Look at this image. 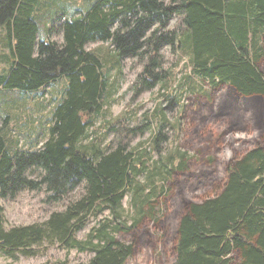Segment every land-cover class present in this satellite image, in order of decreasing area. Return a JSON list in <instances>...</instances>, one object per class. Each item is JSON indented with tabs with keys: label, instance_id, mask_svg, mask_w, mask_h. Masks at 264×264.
I'll list each match as a JSON object with an SVG mask.
<instances>
[{
	"label": "trees",
	"instance_id": "obj_1",
	"mask_svg": "<svg viewBox=\"0 0 264 264\" xmlns=\"http://www.w3.org/2000/svg\"><path fill=\"white\" fill-rule=\"evenodd\" d=\"M38 6L37 0H0V27L12 58L10 70L0 75V90L32 95L61 78L67 83L41 147L17 151L18 141L0 127V199L42 186L53 202L80 187L82 192L45 222L9 230L0 206V253L13 260L33 257L47 242L93 253L83 264H125L141 246H152L142 206L130 225L99 224L86 240L77 238L89 217L109 211L120 218L125 193L136 188L137 195L136 178L149 170L146 151L136 155L120 143L114 149L82 145L106 101L104 61L86 50L98 41L109 43L118 59H139L140 91L165 78L160 51L170 46L179 60L187 59L194 75L212 89H223L216 113L225 119V133L250 127L257 138L227 164L212 195L193 201L181 193L171 264H264V0H92L79 17L66 15L61 43L39 38ZM49 15L52 20L65 16ZM174 17L178 24L170 30ZM36 169L43 173L39 181L27 177ZM157 196L147 193L135 202L151 209ZM152 212L161 218L159 206ZM116 232L131 236V243L118 241Z\"/></svg>",
	"mask_w": 264,
	"mask_h": 264
},
{
	"label": "rangeland",
	"instance_id": "obj_2",
	"mask_svg": "<svg viewBox=\"0 0 264 264\" xmlns=\"http://www.w3.org/2000/svg\"><path fill=\"white\" fill-rule=\"evenodd\" d=\"M37 1L40 6L34 11L35 15L42 13L38 22L39 38L56 43L62 42L60 26L66 15L77 18L92 2ZM54 11L65 16L52 20L49 14ZM177 24V18H172L169 29H174ZM9 49L6 30L0 27V75H6L11 68ZM86 50L102 57L108 88L105 104L101 112L93 117V126L88 129L82 145L89 148L94 143L101 149H114L120 143L126 145L128 150H134L136 155L146 151L149 170L142 171L136 178L135 184L139 186L137 195H134L136 188L125 193L120 218L115 219L109 211L99 217H89L77 238L86 240L89 232L98 228L99 224L102 226L109 222L112 227L121 222L130 225L142 206L147 229L152 235V246H141L125 264H158V261L171 264L175 257V204L181 193L193 201L212 195L221 176H225L227 164L252 148L256 135L250 127L244 132L225 133V119L216 113L223 89H212L207 81L194 75L187 59L179 60V55L170 46L160 51L165 78L149 91H140L136 84L142 68L138 58L118 59L109 43L98 41L88 43ZM66 83V79L61 78L41 93L32 95L10 93L8 100L0 103V127L8 132L9 140L18 141L17 151L39 148L48 139L46 134L51 126L52 113L62 100ZM157 130H160L159 137ZM156 138L157 143L154 142ZM165 166L172 168L173 173L167 174ZM42 176L43 173L36 169L29 172L27 177L39 181ZM161 185L164 192L160 196ZM81 192L82 187L63 201L53 202L42 186L38 190H22L12 199H0L4 228L9 230L43 223L52 212L62 210L68 201L78 198ZM147 193L158 195L155 198L157 203L151 205V209L149 204L139 205L135 202L137 196L142 197ZM156 206L160 207L161 218L151 213ZM113 236L123 244L132 241L131 236L121 232ZM93 255L63 248L58 243L44 242L36 247L33 257L17 255L13 260L0 253V264H83Z\"/></svg>",
	"mask_w": 264,
	"mask_h": 264
},
{
	"label": "crops",
	"instance_id": "obj_3",
	"mask_svg": "<svg viewBox=\"0 0 264 264\" xmlns=\"http://www.w3.org/2000/svg\"><path fill=\"white\" fill-rule=\"evenodd\" d=\"M10 93H16L18 94L17 92H10V91H4V90H0V94H2L1 98H0V103H3L6 99L8 100V95ZM27 96V95H26ZM11 102H13V100H10ZM12 105H16L15 103H12ZM3 132L5 133V135L8 137L9 134L6 130L3 129ZM9 138V137H8Z\"/></svg>",
	"mask_w": 264,
	"mask_h": 264
}]
</instances>
